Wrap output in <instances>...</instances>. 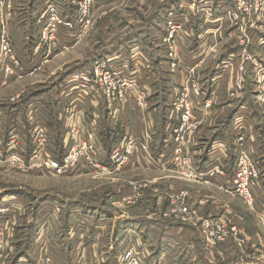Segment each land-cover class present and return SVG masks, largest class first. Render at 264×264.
Here are the masks:
<instances>
[{"label":"rangeland","instance_id":"374dc122","mask_svg":"<svg viewBox=\"0 0 264 264\" xmlns=\"http://www.w3.org/2000/svg\"><path fill=\"white\" fill-rule=\"evenodd\" d=\"M5 1V10L0 9V15H11L13 23L9 26L15 30L22 27L20 34L30 42L27 61L35 66L13 79L9 89L0 90V98L11 100L6 110H0L5 112L0 117V264H57L52 246L70 259L77 242L86 251V260L90 258L89 248L103 242L110 249L106 264H119L128 243L136 245V240L139 244L144 239L137 237L134 230L137 226L128 219L132 211L143 210L146 216L161 214L166 221L175 218L170 214L182 206L181 200L191 212L181 214L184 221H175L195 228L200 232L196 236L209 248L203 247L205 257L197 252L198 258L203 256L199 264H264V249H254L249 244L255 238L264 240L261 219L264 211L255 209L256 201L264 199V156L258 159L264 155V71H259L264 67V11L247 14L239 11L233 0ZM251 4L255 6V2ZM99 67L114 70L116 76L112 75L110 82L126 90L123 103L132 92V97L143 98L147 104L140 110L149 113L156 103L159 116L172 117V127L178 133L172 134L170 128V141L174 146L179 141L180 147L186 149L193 146L191 138L204 128L207 134L201 146L209 148L214 132L227 127L225 118L233 113L231 109L235 110V117L243 112L242 97L247 98L246 103L253 102L254 114L259 118L238 136V140L242 139L239 146L244 145L258 164L257 181L252 186L253 207L225 191L220 193L217 203L208 196L205 206L200 207V201H196L197 183L180 173L165 175L157 182L147 177L138 163L135 169H129L135 159L130 140L122 143L123 138L112 140L108 131L93 130L94 139L88 138L91 146L88 144L86 148L84 142L90 133L81 126L83 118L77 124L78 134L68 132L65 127L68 115L86 117L92 111L96 116L107 115L103 104L93 110L77 108L78 104L82 106V97L75 101L72 94L95 90L94 94L103 97L101 101L115 106L122 104L119 97L109 101L101 85H88L84 89L71 79L82 70L94 76ZM68 86L71 88L67 89ZM68 90L70 99H65L68 94L60 96ZM163 98H167V106L160 103ZM64 100L67 104L62 107ZM40 122L46 123L45 144L59 151L60 161L77 150L78 161L73 169L57 175L45 169L27 170L21 163L3 164L18 152L6 145L10 129L17 124L23 127L16 126L19 151L29 157L39 145L34 133ZM250 131L256 133L261 154L253 151L256 139ZM131 140L137 146L142 145L139 140ZM170 141L167 145L172 146ZM90 147L92 154L88 151ZM66 148L67 156L63 154ZM146 162L145 169L149 170L151 161ZM161 167L167 170L168 164ZM235 171L234 166L230 180ZM170 179L187 183L188 187L179 186L172 191L168 188L170 182L167 187L164 185ZM149 192L155 198L143 201ZM38 220L40 227L58 233L55 235L58 242L50 246L46 241L35 251ZM148 246L141 250V260L145 264H158L154 250ZM232 246L235 253H230ZM190 259L186 255L178 264H194ZM86 260L80 258L78 264H89Z\"/></svg>","mask_w":264,"mask_h":264},{"label":"crops","instance_id":"0c3cea01","mask_svg":"<svg viewBox=\"0 0 264 264\" xmlns=\"http://www.w3.org/2000/svg\"><path fill=\"white\" fill-rule=\"evenodd\" d=\"M15 2L16 1H14V6H15ZM36 3L37 2L34 3L33 7H35ZM73 9H75V7ZM12 23L10 22L9 24H12ZM8 29H9L11 44L14 50L17 52V55L19 56V58L24 63V70L29 71L30 69H33L35 66V63L32 65H29V62L27 61V59H29V50H28V47H29L28 45L30 43V42L28 43L29 38L24 37L23 35L20 34L22 30L21 26L18 27V30H15L10 25ZM33 43L35 45L36 42H33ZM195 47H197V45L194 46V48ZM141 48L143 49L142 45H141ZM35 62H37V59L35 60ZM262 68H259V71L263 72L264 67ZM79 72L84 73L83 70ZM86 72H89V71H86ZM9 88L10 86L7 88L5 87L6 90ZM70 88L71 87H67V89H70ZM93 92H95V90H93L92 92L88 94L87 93L77 94L76 95V97H78L77 101L79 100V96L82 97L80 100L83 101L82 106L81 104H78L77 108L81 110H83V108L84 110H87L88 108H90L93 110L94 108L98 109L99 106L103 104V110L107 111L106 112L107 115L103 117H101L100 115L96 116L95 112L92 111V113H89L88 116L86 117L82 116L83 121H84L83 126H84V129H86V131L96 130L97 133L100 131H103V132L108 131L109 132L108 134L111 136L110 138H112V140L116 139V137L118 136L123 138L124 140L122 141V143L125 141H129L131 139H136L142 142V145L138 144L137 148L134 151L135 159L133 162V166L129 169L133 170L138 165H140L138 167L142 168L146 172V174H148L147 177L149 176L152 180L156 179L157 182H161L160 178L164 177L165 175L173 174L174 172L180 173L178 168H175V167L172 168L173 163H174V151H173L174 147L170 146L171 144L167 145L168 141L171 140L170 139V128L171 129L173 128L172 121H174L172 117L165 116L163 118V116H159L157 114V109L155 108L156 103H155V106L152 107V109L154 110L149 113L148 111L144 112L140 110V108L137 106L136 97H132L133 96L132 92H129L126 101L123 104L118 105V106H115L113 103H110V102L109 104H107L106 101L104 102L101 101V99L103 100V97L98 94H94ZM62 94L63 96L68 94L65 99L70 97L69 90L68 92H65V93L62 92L60 96ZM157 98L158 96L154 97L153 101H155ZM10 101L11 100H9V98L1 97L0 105H3L4 107L3 106L0 107V110H6L7 107L10 105V104L7 105V103H9ZM247 101H248L247 98L245 99V96H243L241 99V104L244 109H243V112H241L239 117H235L236 116L235 110L230 108L233 113H231L229 116L225 118L227 120L225 124L227 127L220 128L214 132V135L212 136V140H211V145L209 148L208 146L206 148H203L201 146L202 144L201 142L204 140V136L207 134L204 128L202 129L203 132L201 129H199L198 132L194 135V138H191L193 140V146H188L184 152L183 157L186 158L187 162L191 161V166L195 167V169L197 170L196 173L200 177V179L190 178L192 181L195 182V184L197 183L198 185L197 192H199V196H197L196 201H200V207L205 206L204 204L208 196L211 198V200L217 203L216 201L220 197V193L224 191L222 188H227V187L229 188L232 185V182H231L232 180H230V175L234 169L235 159H236L237 152H238V149H237L238 136H240L243 133V130L245 131L247 127H251V123L254 122L255 120H258L259 118L258 115L254 114V110H253V107H255L254 103L253 102L246 103ZM160 103L167 106L168 105L167 98H163L160 101ZM117 108L121 110L119 111V109L117 110ZM155 109H156V112H155ZM248 109H249V112H248ZM4 114L5 112L0 113V117L2 118ZM84 118H86V120ZM164 119H165V122L163 121ZM167 124H170V125H167ZM1 126L2 124L0 123V127ZM65 127L66 129H68L67 125ZM115 132H117L118 135H116ZM256 132L258 133V131ZM250 133H251V136L254 134V138L256 139V148H254L253 150L254 153L255 151H257L258 154H261L262 150H260V144L256 136V133L253 131H250ZM251 136H250V139H251ZM165 137H167V139L169 140L165 139ZM170 143L173 144V141H170ZM144 146L146 147L148 146L147 150H149V154L146 151L141 150L143 149ZM226 146L228 147V150ZM48 148H49L50 153H52L54 157H59V151H57L54 147L53 148L48 147ZM22 154H23L22 156L25 157V153L22 152ZM229 154H231V158ZM148 155H152V157H148ZM204 155H206L207 158H204ZM263 156L264 155H261L260 158L258 159L263 158ZM98 159L100 163H103L102 157L99 156V154H98ZM146 159L151 161L152 168H150L149 170L145 169V164L147 163ZM152 161H154L155 164ZM160 163L166 164V165L168 164V169L164 170L163 167H161ZM216 164L221 166V168L223 169L224 172H226V174L224 173V175L222 174L219 175L218 172L215 173L213 169L216 166ZM128 165L125 166V168L129 167ZM188 169L189 168L184 169L185 175L191 172ZM169 182L171 183V186L168 188L172 191H176L177 189H179L180 188L179 186L185 189L188 187L186 185L187 183L186 184L179 183L175 179L167 180L164 185L167 187V185H169L168 184ZM210 191H215V192L209 193ZM216 191H218V193ZM126 196H128V194ZM130 197H133L132 192H131ZM150 197L155 198V196H153L149 192L148 194L144 196L143 201H148ZM5 200L7 199H4V201ZM159 202L160 201L157 202V207H159ZM220 202L218 204H221ZM263 202H264V199H258L256 201V205H255L256 211H259L260 209L264 211ZM155 214H158V213H155ZM161 216H162L161 214L156 215V216H152V215L146 216L144 215L143 210L141 211L137 208L136 210L132 211V215L128 219L132 220V222H134L135 225L137 226L134 228L137 237L139 238L140 236H142V238H144L143 240H146V242L143 240H140L139 244L136 243L137 241L136 240L135 244L136 245L138 244L137 248H140L142 250L144 248H149L148 245H150V247L154 250V253L156 254V257L154 259L155 261H158V264H166V263L167 264H178L179 259L182 257H185L186 255L195 261L194 264H199L201 262V258L203 256L205 257L206 255L204 254L205 250H203V247L206 250L209 249L207 246L205 247V245L203 244L204 242L200 239V237L198 238L196 236L198 235V233L200 235V232H198L195 228L191 226L185 225L179 221H175V219L167 218L165 221L161 218ZM263 217H261V219L263 220L261 221L263 225L262 227L264 228V218ZM40 221L41 220H38L36 222L39 224ZM57 234L58 233L55 230L54 232H51L50 228L40 227V224H39V228L37 229L36 234L34 235L33 245H34L35 251L36 250L38 251L39 248L46 241L49 243L50 246L56 245L58 242V239L55 237V235ZM68 234L71 235L72 233L69 232ZM249 241H250L249 242L250 247L254 249H258V248L260 249V247H262V249H264V240L255 238L254 240H249ZM94 244L89 248L90 258L88 260H86V253H85L86 251L81 249L80 247L81 243L79 242L74 243L75 251L73 253V256H70V259L68 258V256L63 255L57 247L52 246V254L57 259L56 261L57 264H78V260H80V258H82V260L85 259L86 261H90L89 264H95L96 262H100L103 260L106 261V263H108L109 260L107 256H108L110 249H107V246H104L103 242H100L99 244H96L95 246ZM129 245L130 244L128 243L127 246ZM126 248H124V250ZM230 249H231L230 253H233V252L235 253V248L233 246L230 247ZM199 251H200V254L203 255L200 258H198L199 254L197 253ZM42 254L43 252H41L40 254L41 257H42Z\"/></svg>","mask_w":264,"mask_h":264},{"label":"built area","instance_id":"2783aa9c","mask_svg":"<svg viewBox=\"0 0 264 264\" xmlns=\"http://www.w3.org/2000/svg\"><path fill=\"white\" fill-rule=\"evenodd\" d=\"M234 3L238 6L239 11L244 10L247 14L255 10L256 12L258 11H264V0H233ZM251 2H255V9ZM5 0H0V9L3 11L5 10V5H6ZM11 7V3L9 4V8ZM0 20V90L7 87L13 79L19 78L22 73L25 72L24 70V63L22 60L19 58L17 55V52L14 50L11 41H10V35H9V23L11 22V15H3L1 16ZM8 18V20H7ZM54 20H57V17L53 15L52 17ZM13 19V18H12ZM8 22V24H6ZM43 41H41L42 44ZM39 49V48H38ZM102 68L99 67L95 70V75L97 77V80L93 79L94 76H92L91 73L89 72H77L72 76V81L75 83H79L82 88L85 89L86 86L90 87H96L98 85H101L104 89V95L106 98L111 101V100H117L119 97L121 99V102L123 104V98H124V93H126V90L123 89L121 86H117L113 82H110L111 76L115 75L114 70H107L104 71ZM33 72V70L31 71ZM100 78V80H98ZM70 81L68 80V83ZM103 84V85H102ZM107 87V88H106ZM74 97L75 101H77L76 96H71ZM72 100V99H71ZM143 98H138L137 100V106L139 108H145L147 107V104L143 102ZM112 103V102H111ZM65 100L62 102V107L66 106ZM143 110V109H142ZM81 118L82 116H77V117H70L68 115L67 119V127H68V132H70L72 135H76L79 133V128L77 127V124L81 123ZM30 125V121L28 122ZM186 123V121H185ZM74 124V125H72ZM29 125V126H30ZM39 127H36L37 132L34 133V136L36 139L39 140L37 149L29 156V157H24L22 156V152L24 151H19V134L17 133L16 126L22 127L21 125H16L13 126L10 131H9V137H8V144H6L11 151H18L16 156H13L11 159H6L4 161V165L8 164L9 166H14L18 164H22L24 167H27V170L31 169H45L48 171H51L57 175H62L63 173L67 172L68 170H71L75 167L78 158H77V150L74 149V155H68L67 148L65 151H63V154L67 156V158L63 161L60 162L58 157H54L52 153H50L48 146L45 144L47 134H46V123L45 122H40ZM80 126V125H79ZM83 127V124L81 125ZM23 128V127H22ZM182 131V130H181ZM90 133L87 139H85L84 145L89 144L91 146V142H89L88 138L91 140L94 139V134L92 133L93 131H87ZM171 133H178V131L173 128ZM195 133V131H194ZM242 139L238 140L237 143V156L235 159V167H236V173L234 177L232 178V187L229 189L223 188V190L230 194L233 197H237L241 200L244 201V203L249 207H253L255 201L253 198L252 194V186L254 185V182L257 181L258 177V164L256 163L255 159L252 157L248 149L241 145ZM131 145L134 147L137 146V143H134V141L130 140L129 142ZM179 141L177 142L176 146L172 144V147H174V163L172 168H178L180 171V174L185 176L186 178H194V179H200L199 175L196 173V169L194 166H191V161H186V158H184V152L186 150V147L182 148V145L178 144ZM143 149L145 151L147 150V147L144 146ZM89 154H92V147L88 149ZM87 151V152H88ZM15 153V152H14ZM21 153V155H20ZM1 159V158H0ZM90 160V158H89ZM97 164V163H96ZM188 166V167H187ZM189 168L188 170L191 171L190 173L186 174L184 173V169ZM191 169V170H190ZM216 172L219 173V175H224V172H222L221 166L217 165L213 169ZM146 188L147 186L144 185ZM227 190V191H226ZM138 193V192H137ZM135 195V194H134ZM137 196V195H136ZM180 205H182L180 208L176 209L175 211H171L172 214L171 216H175L174 219H180L184 221L181 217L182 215H186L191 212V209L189 208L188 205H185V201L181 200ZM184 224V223H183ZM141 249L137 248L136 245L130 244L128 248H126L120 258H119V264H145L144 261L141 260ZM95 264H106V261H100L96 262Z\"/></svg>","mask_w":264,"mask_h":264},{"label":"trees","instance_id":"16d2710c","mask_svg":"<svg viewBox=\"0 0 264 264\" xmlns=\"http://www.w3.org/2000/svg\"><path fill=\"white\" fill-rule=\"evenodd\" d=\"M196 35V34H195ZM69 87V86H68ZM59 161H60V159H59ZM60 162H62V161H60Z\"/></svg>","mask_w":264,"mask_h":264},{"label":"bare ground","instance_id":"6f19581e","mask_svg":"<svg viewBox=\"0 0 264 264\" xmlns=\"http://www.w3.org/2000/svg\"><path fill=\"white\" fill-rule=\"evenodd\" d=\"M72 78V77H71Z\"/></svg>","mask_w":264,"mask_h":264}]
</instances>
